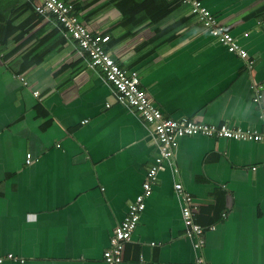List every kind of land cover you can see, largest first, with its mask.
<instances>
[{"label": "crops", "instance_id": "obj_1", "mask_svg": "<svg viewBox=\"0 0 264 264\" xmlns=\"http://www.w3.org/2000/svg\"><path fill=\"white\" fill-rule=\"evenodd\" d=\"M63 1L109 36L105 49L164 118L264 131V0H199L251 68L178 0ZM0 55V264H106L157 155L152 126L115 101L101 69L34 0H0ZM176 182L195 220L214 227L198 253ZM118 264H264V142L178 139Z\"/></svg>", "mask_w": 264, "mask_h": 264}, {"label": "built area", "instance_id": "obj_2", "mask_svg": "<svg viewBox=\"0 0 264 264\" xmlns=\"http://www.w3.org/2000/svg\"><path fill=\"white\" fill-rule=\"evenodd\" d=\"M35 12L39 15H51L62 26L64 32L75 43L77 49L84 56L91 68L101 69L104 79L115 91V101L132 109L139 117L152 126L157 140V155L147 169L145 181L142 183V192L129 205L128 213L119 222L109 241V248L103 253L106 264H118L122 261L125 245L131 241L132 234L138 224L141 212L145 209V199L151 194V186L156 180L159 171L165 168L177 147V140L183 137L203 136L207 138H221L239 142H264V131L241 129L226 124H205L183 119L164 118L162 112L152 103L147 94L140 88V81L136 73H128L108 53L105 45L109 42L108 35L92 33L84 24L80 23L74 14V6L63 0H34ZM187 4L209 35L216 39L229 53L238 55L248 68L253 60L238 44L223 25L199 0H178ZM246 35V34H245ZM1 58V55H0ZM17 79L26 85L25 79L18 75ZM254 102L260 103L262 86L254 85ZM33 96H39L33 91ZM264 125V111L261 116ZM31 155L25 157L26 165L30 164ZM174 191L181 201V215L185 226V235L192 240L195 252L201 251L205 244L204 233L213 230V226L205 227L195 220L197 206L186 192L181 183L174 184ZM207 229V230H206ZM9 259L11 255L7 256ZM3 259L0 258V262ZM197 262L203 260L197 258Z\"/></svg>", "mask_w": 264, "mask_h": 264}]
</instances>
